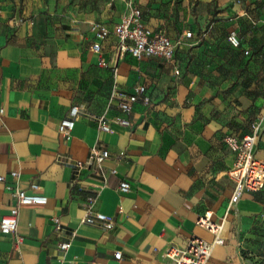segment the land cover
I'll return each instance as SVG.
<instances>
[{"label":"crops","instance_id":"1","mask_svg":"<svg viewBox=\"0 0 264 264\" xmlns=\"http://www.w3.org/2000/svg\"><path fill=\"white\" fill-rule=\"evenodd\" d=\"M157 1L133 0L149 27L171 39L204 29L211 0H198L196 21L189 0L173 15ZM66 3L0 0V218L16 205V189L30 193L37 183L47 199L18 207L16 233L0 232V264H173L163 254L168 245L213 240L197 224L206 212L223 225V243L206 264H257L248 238L264 216V190H244L229 205L234 157L223 138L249 133L264 113V14L251 19L238 4L221 9L201 41L185 39L167 61L119 53L113 34L101 41V55L87 48L93 24L112 29L120 20L122 0L111 13ZM230 31L240 40L239 49L229 46L238 55L222 48ZM242 64L253 79L236 77ZM138 85L148 102L134 95ZM124 100L129 111L119 107ZM73 106L83 111L63 136L57 126ZM99 116L109 132L98 129ZM91 148L109 153L101 172L90 164L76 171L71 163ZM254 152L264 158V119ZM121 180L127 193L117 189ZM88 208L106 214L111 228L81 223ZM61 242L69 246L62 250Z\"/></svg>","mask_w":264,"mask_h":264},{"label":"built area","instance_id":"2","mask_svg":"<svg viewBox=\"0 0 264 264\" xmlns=\"http://www.w3.org/2000/svg\"><path fill=\"white\" fill-rule=\"evenodd\" d=\"M19 18L16 23L21 22ZM92 31L94 33L93 39L86 42L87 48L99 55H101V41L113 34L118 42L119 53H129L132 57H155L172 61L175 57V51L183 43L185 39L193 36L191 31H185L178 35L176 39H171L161 30H155L146 25L142 20V13L140 8L133 3V0L127 2V9L121 14L120 20L108 29L102 24H93ZM227 42L233 49H239L241 44L235 31H230L226 35ZM248 49H243V54L247 55ZM98 65L105 66V60L100 57ZM174 73H179L178 69H174ZM264 90V87H263ZM145 88L138 85L134 89V95L141 97L144 102L149 99L144 95ZM264 104V102H263ZM119 107L123 111H129L130 106L127 101H121ZM83 111L81 106H73L69 113L63 117L57 126L59 133L66 136L73 129L75 117ZM4 113V107L0 104V115ZM264 119V113L260 120L250 124L249 133L239 137L234 134H226L223 138L224 143L229 147L233 154L234 161L229 176L234 183V190L229 200V205L235 203L242 195L244 190L262 191L264 190V158L255 156L254 148L260 137L261 122ZM97 126L100 131L109 132L110 126L108 121L103 117H97ZM118 122L121 125H127L128 121L120 119ZM108 151L104 148H91L85 160H78L71 163V166L78 171L87 164L95 167L98 171L101 170V161L108 156ZM123 152H120L122 155ZM101 172V171H100ZM112 173L115 171L112 170ZM103 179L105 176L101 173ZM77 177V175L75 174ZM3 177L0 175V181ZM76 178H73L75 181ZM39 189L37 183H31L28 187L30 193L23 189H16L14 196L16 205L9 208L7 214L0 218V232L3 234H15L18 224V207L20 205H43L46 203V197L38 194ZM118 191L127 193L130 189V184L126 180H121L117 186ZM55 227L60 228L57 219H53ZM81 223L89 225H99L103 229H109L112 226L111 219L104 213L92 211L88 208L86 214L81 218ZM197 224L210 231L214 238L211 242H206L199 237H192L188 243L179 247L174 244L168 245L164 249V256L171 259L173 264H206L211 255L214 245L223 243L221 236L222 223L213 222L210 219V213L206 212L204 215L197 218ZM17 240L20 237H16ZM69 246L68 242H61L59 248L64 250ZM114 257L119 259L120 252H115Z\"/></svg>","mask_w":264,"mask_h":264},{"label":"rangeland","instance_id":"3","mask_svg":"<svg viewBox=\"0 0 264 264\" xmlns=\"http://www.w3.org/2000/svg\"><path fill=\"white\" fill-rule=\"evenodd\" d=\"M68 6H72V11H95L97 13H101L105 9L109 11V13L113 12L116 9V2L120 0H66ZM126 6L129 0H122ZM160 3V7H170L171 14L173 15L174 11L177 13V7L181 3V0H158ZM198 0H189V12L194 21L200 15L199 8L197 7ZM219 0H211L206 9V18L205 24H203L204 29L198 28L197 30H193V38L195 41H201L204 38V34L209 29V26L215 21V15L217 12L222 11L221 9H225L232 4H238L242 9H244L247 14L254 16L251 19L259 16L257 11L264 14V0H226L225 7L221 8L222 5ZM256 13V14H255ZM175 23L176 20H172ZM191 29L192 28H188ZM247 29V28H246ZM226 35H224L225 37ZM219 46V44H217ZM225 53H235L238 55L237 51L231 49L225 40L224 46H222ZM236 77L238 78H247L253 79V77H249L248 74H252L247 70L246 65H241V68L236 70ZM257 232H255L252 236H250L249 244H250V259L254 263H264V216L258 220L256 225Z\"/></svg>","mask_w":264,"mask_h":264},{"label":"trees","instance_id":"4","mask_svg":"<svg viewBox=\"0 0 264 264\" xmlns=\"http://www.w3.org/2000/svg\"><path fill=\"white\" fill-rule=\"evenodd\" d=\"M256 232H257V231H256ZM257 264H264V263H261V262H260V263H257Z\"/></svg>","mask_w":264,"mask_h":264}]
</instances>
